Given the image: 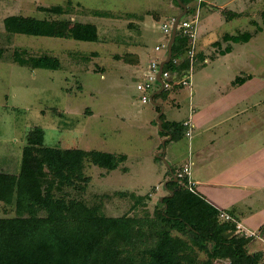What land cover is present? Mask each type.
<instances>
[{
  "label": "rangeland",
  "instance_id": "rangeland-1",
  "mask_svg": "<svg viewBox=\"0 0 264 264\" xmlns=\"http://www.w3.org/2000/svg\"><path fill=\"white\" fill-rule=\"evenodd\" d=\"M204 2L197 31L201 30L202 20L208 16L213 3L212 0ZM56 6L63 7L65 12L55 15L44 10ZM247 6L254 7L249 17L228 22L219 13H213L215 19L221 21L215 22L206 38L213 41L224 33H256L264 0L257 3L254 0ZM234 8L233 5L228 7L236 11ZM147 11L157 15L146 14ZM173 11L181 12L173 0H0V172L19 173L22 149L28 133L34 130L43 133L45 147L123 155L125 162L111 172L84 161L83 180L74 181L72 186L63 185V193H55H65L68 199L97 207L104 217L147 219L145 232L149 235L148 245L152 246L157 230V203L167 195L163 184L170 179L165 178L168 168L163 161L156 160V155L164 151L165 161L175 170L188 147L183 135L182 142H167L159 149L165 138H160L155 121L156 106L141 103L136 84L151 60L166 58L170 36L164 34L162 26L171 23ZM130 14H136V18L129 19ZM10 16L41 20L50 32L44 37L6 33L3 20ZM75 24L96 26L99 42L69 38ZM155 47L160 51L156 52ZM14 50H25L32 57L58 58L61 66L58 70L20 66L12 60ZM203 50L207 53L209 46ZM247 52L254 59H248L249 68L243 71L264 76V31L249 42ZM135 54L142 64L139 70L129 67L137 59ZM213 66L211 61L205 66L196 64L193 69L192 91L196 95L191 99L194 98L196 106L204 89L212 86L210 80L226 73L222 67ZM183 74L175 76L168 92L177 89L175 82ZM259 87L263 88L264 84ZM263 90L258 97L264 95ZM173 98L179 106L171 105ZM161 101L163 120L181 122L188 116V91L183 92L181 98L170 95L169 99ZM165 126L168 129V125ZM122 168H126V172ZM145 195L150 196L141 201L136 198ZM14 216V205L0 202V218ZM219 219L223 220L221 216ZM172 235L187 242L191 240L187 235L175 232ZM192 255L201 264L206 260V255L196 249ZM210 264H228V261L217 260Z\"/></svg>",
  "mask_w": 264,
  "mask_h": 264
},
{
  "label": "trees",
  "instance_id": "trees-1",
  "mask_svg": "<svg viewBox=\"0 0 264 264\" xmlns=\"http://www.w3.org/2000/svg\"><path fill=\"white\" fill-rule=\"evenodd\" d=\"M193 1L196 0H181L187 7V15L192 12L189 4ZM173 2L179 7L175 0ZM44 10L55 15L65 12L61 6ZM259 16L261 24L257 25L256 32L264 31V9ZM3 28L9 34L34 37H44L50 32L43 21L23 16L5 18ZM68 37L75 41L97 42V28L75 24ZM251 37L246 31L236 36L225 35L222 40L247 43ZM190 47L191 40L176 33L172 57L164 71L176 75L186 72ZM229 51L227 47L223 53ZM195 59L197 63L198 53ZM12 60L33 69L58 70L61 66L58 58L32 57L25 50H14ZM250 78L249 75L236 83L242 84ZM168 90L154 95L153 102L157 103V98L165 99ZM159 111L156 106V112ZM163 117L159 135L170 137L171 141L180 140L185 134L183 125L166 122ZM125 160L123 155L94 150L45 147L41 131L29 132L22 149L19 173L0 172V202L14 205L15 213L11 218H0V264H201L192 255L194 249L206 255L203 264L217 260H227L228 264H264V252H249L250 238L235 234L231 239H223V233H235L233 223L219 219L220 212L231 215L230 212L219 211L200 195L190 192L185 178L173 182L169 172L167 195L157 203V230L152 246L148 245L149 235L145 232L147 219L104 217L97 207H89L82 200L68 199L65 193H55H63V185L72 186L74 181L83 180L84 161L111 172ZM171 170L176 175V170L172 167ZM149 196L135 197L141 201ZM173 232L187 235L191 240L174 237Z\"/></svg>",
  "mask_w": 264,
  "mask_h": 264
},
{
  "label": "crops",
  "instance_id": "crops-1",
  "mask_svg": "<svg viewBox=\"0 0 264 264\" xmlns=\"http://www.w3.org/2000/svg\"><path fill=\"white\" fill-rule=\"evenodd\" d=\"M212 2L209 14L202 20L201 30L198 28L196 34L193 49L195 54L198 53L199 59L197 63L196 59L194 60L193 69L196 68V64L205 66L213 61V68L222 67L226 73L210 80L212 86L205 88L201 93L203 96L197 98V106L196 101L194 103V98L191 99L192 95H196L194 90L192 91L194 87L192 80L190 86H178L176 90L167 91L165 99H162L167 100L170 95H177L181 98L182 93L188 91V116L181 122L166 121L182 125L184 122L191 123L190 128L185 127L184 136L187 139V151L183 154L182 161L175 165V170L177 173L183 167L188 166L194 192L215 209L230 212V216L246 229L255 231L259 238L251 239L248 250L251 253H263L264 95L262 97H258V95L260 90L264 89V87H259L264 84V76H256L243 71V69L249 68L248 59H254L253 56H249L247 49L249 42L258 32L251 33L252 37L247 43H231L222 40L225 35L236 36L243 32L224 33L219 40L213 41L210 37L206 38L213 31L212 27L215 22L221 21L219 18L215 19L213 13H219L225 22L235 18L249 17L250 11L254 7L249 9L247 5L253 4L254 0H212ZM204 3V0H196L189 4L192 9L190 14L197 13L198 20L201 17ZM230 5H233L236 11L229 10ZM152 12L147 11L146 14ZM176 12L173 11L171 20L178 15L179 11ZM225 13L227 16H224ZM153 14L157 15L156 12ZM233 14L236 15L232 16ZM127 16L131 20L136 18V14ZM226 17L228 18L226 19ZM215 43L219 44L215 45ZM208 46L209 51L206 53L203 48ZM227 47H230V51L223 53ZM135 55L137 59L130 63L129 67L139 70L142 68V64L139 56ZM148 66L142 70L139 80L143 78ZM227 70L229 75H227ZM249 75L251 78L244 83H236ZM262 92L264 93V90ZM161 102L159 98L157 103ZM171 105L179 106V103L173 98ZM163 115L165 114L163 113ZM188 131H190V137L186 135ZM160 138L163 137L160 136ZM182 139L166 140V142L179 143L182 142ZM172 159L174 160L173 154ZM126 170V168H122V171L126 172ZM166 177L169 178L167 175Z\"/></svg>",
  "mask_w": 264,
  "mask_h": 264
},
{
  "label": "built area",
  "instance_id": "built-area-1",
  "mask_svg": "<svg viewBox=\"0 0 264 264\" xmlns=\"http://www.w3.org/2000/svg\"><path fill=\"white\" fill-rule=\"evenodd\" d=\"M174 19L171 20V23L169 25H164L162 30L165 35L170 36L171 33V26ZM198 14L195 13L194 15L189 14L188 18H185V16L179 21L177 26V32H180L183 36L188 37L191 40V47L190 50L187 53V58L189 60V68L183 74V77L180 79H177L175 82L176 86L180 87H186L190 86L191 83V76L193 72V65L195 60V52L193 49L194 41L196 39L197 34V24H198ZM155 51H160L159 47H155ZM165 58H162L161 60H152L149 63L147 71L144 73L143 78L139 80L136 84V90L140 94V101L142 104L150 102L151 96L160 88L158 82H157V73L159 64L164 60ZM176 61H174L175 63ZM176 74H173L168 71H162V74L160 76L161 80L163 81L164 90L171 88V83L175 79ZM173 78V79H172ZM191 123L190 122H184L183 126L190 128ZM188 137H190V131L186 133ZM177 179L183 180L184 178L187 180V187L188 190L192 193H195L192 184L190 182V169L188 166L183 167L179 172L176 173ZM221 219L224 221L231 222L235 225V234H239L240 236L244 238H250V239H258L259 236L255 231H251L249 229H246L241 223L235 221L230 215L227 213L220 212ZM264 243V242H263Z\"/></svg>",
  "mask_w": 264,
  "mask_h": 264
},
{
  "label": "water",
  "instance_id": "water-1",
  "mask_svg": "<svg viewBox=\"0 0 264 264\" xmlns=\"http://www.w3.org/2000/svg\"><path fill=\"white\" fill-rule=\"evenodd\" d=\"M175 1L179 5V7L181 9V12L174 18V21H173L172 26H171V33H170L169 41H168L167 47H166V53H167V55H166V58L159 64L158 73H157V82H158L160 88L150 98V103L152 105L160 107V111L157 113V115L155 117V121L157 122L158 129L159 130L162 129V123L163 122L161 120V116L163 115L164 110H163V107L159 103L153 102V99L152 98H153L154 95L159 94L162 91H164L163 81L161 80L160 76L162 74V71H163L164 66L166 64H168L169 61L171 60V57H172V45H173V43L175 41L178 23H179V21L184 16L187 15V7H186V5H184L181 2V0H175ZM170 139H171L170 137H168L167 139H165L162 142V146L164 147L166 140H170ZM156 158H158L161 161H163L164 165L168 168V171H169V175L171 177V180L176 183L178 181V179H177L176 175L172 172V170H171L170 166L168 165V163L165 161V159H164V151H161L160 153H158L156 155ZM168 181H166L163 184L164 189H166V183ZM170 196H172V193L170 194ZM162 199H163V197L159 199V202H161ZM233 236H235V233L234 232H225V233L222 234V237L225 240L231 239Z\"/></svg>",
  "mask_w": 264,
  "mask_h": 264
}]
</instances>
